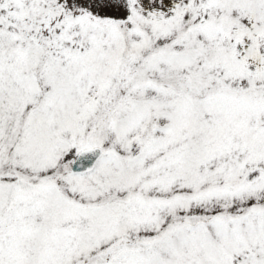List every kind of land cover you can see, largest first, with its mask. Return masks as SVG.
I'll return each instance as SVG.
<instances>
[{
	"label": "snow or ice",
	"instance_id": "1",
	"mask_svg": "<svg viewBox=\"0 0 264 264\" xmlns=\"http://www.w3.org/2000/svg\"><path fill=\"white\" fill-rule=\"evenodd\" d=\"M0 264H264V0H0Z\"/></svg>",
	"mask_w": 264,
	"mask_h": 264
}]
</instances>
